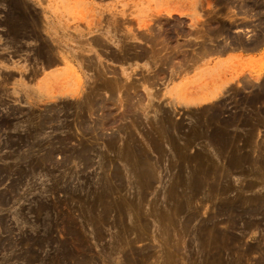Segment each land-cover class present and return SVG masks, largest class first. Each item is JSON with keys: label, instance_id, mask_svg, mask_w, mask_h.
Returning <instances> with one entry per match:
<instances>
[{"label": "rangeland", "instance_id": "rangeland-1", "mask_svg": "<svg viewBox=\"0 0 264 264\" xmlns=\"http://www.w3.org/2000/svg\"><path fill=\"white\" fill-rule=\"evenodd\" d=\"M0 264H264V0H0Z\"/></svg>", "mask_w": 264, "mask_h": 264}, {"label": "crops", "instance_id": "crops-1", "mask_svg": "<svg viewBox=\"0 0 264 264\" xmlns=\"http://www.w3.org/2000/svg\"><path fill=\"white\" fill-rule=\"evenodd\" d=\"M262 52V51H261ZM260 52L246 51V50H232L227 51L223 55L216 57L208 65L203 66L202 70L205 71H226L231 64L240 63L247 64L255 59H258ZM228 75L224 77L223 87L227 86L234 81V78H231ZM222 83V82H221Z\"/></svg>", "mask_w": 264, "mask_h": 264}, {"label": "bare ground", "instance_id": "bare-ground-1", "mask_svg": "<svg viewBox=\"0 0 264 264\" xmlns=\"http://www.w3.org/2000/svg\"><path fill=\"white\" fill-rule=\"evenodd\" d=\"M154 42V41H153ZM191 57V56H190Z\"/></svg>", "mask_w": 264, "mask_h": 264}]
</instances>
